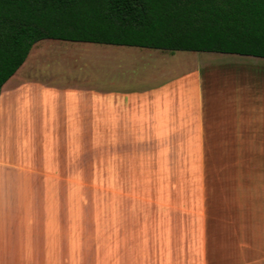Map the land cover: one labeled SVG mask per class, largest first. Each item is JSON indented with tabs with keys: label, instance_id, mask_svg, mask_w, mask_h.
Returning a JSON list of instances; mask_svg holds the SVG:
<instances>
[{
	"label": "crops",
	"instance_id": "0c3cea01",
	"mask_svg": "<svg viewBox=\"0 0 264 264\" xmlns=\"http://www.w3.org/2000/svg\"><path fill=\"white\" fill-rule=\"evenodd\" d=\"M251 58L233 54L215 61L227 64L208 68L218 70L223 82L227 77L233 82V95L221 97L233 106L222 108L235 111L230 115L213 111L218 106L207 99L201 73L191 92L180 90L177 81L137 94L106 93L68 81L5 83L0 95V264H102L105 222L93 205L98 187L91 183L107 179L95 173L88 177L87 165L110 167L109 181L121 183L109 189L121 198L108 216L109 264H166L167 255L170 264H188L191 219L181 203L182 179L175 174L171 179L168 204L156 200L153 184L150 204L137 209L127 184L134 180L126 171L150 164L175 170L183 149L206 148L205 135L213 126L238 134L240 143L260 142L264 58ZM145 197L142 191L144 203ZM205 230L203 259L211 264L208 209Z\"/></svg>",
	"mask_w": 264,
	"mask_h": 264
},
{
	"label": "rangeland",
	"instance_id": "374dc122",
	"mask_svg": "<svg viewBox=\"0 0 264 264\" xmlns=\"http://www.w3.org/2000/svg\"><path fill=\"white\" fill-rule=\"evenodd\" d=\"M75 47H78L76 51ZM231 55L233 54L43 39L33 45L23 65L5 86L15 80L22 83L35 80L43 84L68 81L86 83L89 87L94 86L106 93L123 90L137 94L177 81L176 85L180 90L187 88L191 92L197 89V78L201 73L207 99L211 98L215 101V106H218L213 111L216 110L215 113L220 115H230L235 111L225 112L223 107L234 108L227 105L226 99L222 102L221 97L233 95V82L228 77L223 82L221 75L215 74L218 70H213L212 73L208 72V68L227 64L215 61ZM210 130L212 132L205 135L206 148L200 151L183 149L180 165H176L175 170L172 165L128 167L126 172L134 180L127 183L133 187L131 196L134 197V206L140 208L150 204L149 195L153 184L156 186V200L161 205L168 204L170 181L174 174L178 175L185 185L181 203L183 208H188L191 219L192 259L188 264H206L203 255L207 209L211 264H264V135H261L258 143L248 139L245 143H240L243 139L239 140L238 134L217 132L220 130L219 126H213ZM241 145L245 148L239 149L238 146ZM176 162L179 163V160ZM111 172L108 166L86 167L88 177L95 173L94 175L100 174L107 179L91 183L98 187L93 205L97 216H102L105 222L100 228V235L107 239L110 208L121 199L120 193L109 194L112 185L115 187L121 184L109 181ZM142 191L148 199L145 203L140 198ZM206 198L208 201L205 203ZM107 239L102 247V264H109ZM136 248H142L139 241ZM166 258V264H170V255Z\"/></svg>",
	"mask_w": 264,
	"mask_h": 264
},
{
	"label": "trees",
	"instance_id": "16d2710c",
	"mask_svg": "<svg viewBox=\"0 0 264 264\" xmlns=\"http://www.w3.org/2000/svg\"><path fill=\"white\" fill-rule=\"evenodd\" d=\"M43 39L264 58V0H0V95Z\"/></svg>",
	"mask_w": 264,
	"mask_h": 264
}]
</instances>
